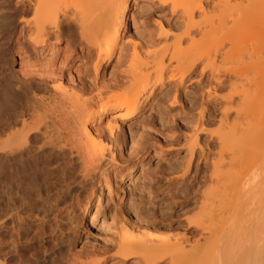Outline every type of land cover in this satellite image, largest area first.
<instances>
[{
    "label": "bare ground",
    "instance_id": "1",
    "mask_svg": "<svg viewBox=\"0 0 264 264\" xmlns=\"http://www.w3.org/2000/svg\"><path fill=\"white\" fill-rule=\"evenodd\" d=\"M19 1L23 10L32 9L33 11L30 12L33 15L26 17L24 14L27 12L24 11L22 15L18 12L21 15L17 24L18 37L25 40L27 35L33 45L32 52L35 56H30L31 53L28 54L27 50L24 51V47L19 46L17 50H19L18 54L20 55L21 71L19 70L18 74L17 71L15 75H10L13 78H9V75H7L9 76L8 79L5 78L7 83H5L6 85L3 83L5 86L2 88L4 92L1 91L4 93L2 96H5L6 99L2 97L3 102H6L7 106L10 103L13 105L12 107L15 109H11H14L17 113V119H14L13 126L10 125L13 128L16 126L15 130L11 131L9 129L10 131H8L6 129V132L2 130L3 132L0 134L5 132L4 136L6 137H2L4 139L0 143H5L4 145L11 143L12 146V143L18 142L21 145V142L26 140L31 132H40L44 137L43 140L48 141V138H50V142L52 140H55L53 142H57V144L61 142V146L70 145L75 147L74 149L80 154L78 157L81 156L80 162H83L82 169L86 170L87 174H91L88 171L94 170L91 174L94 175L95 170L101 166L105 156L104 151L106 149L103 150L100 147L99 141L101 140L98 141L97 138L109 133L110 139L114 140V144L116 142L119 144V150H121V147L126 150L125 134L127 128L132 130L137 115L146 109L148 102L160 86L170 87L175 93L173 97H179L181 94L188 93L186 92L189 86L187 83L191 81L192 86H195L199 91L200 96H198L202 104V109H199V120L202 121L206 111L208 108L210 109V105L217 103L218 93L216 92L221 87L223 88L226 83H236L234 85L237 86L238 81H241V83L238 82L240 85H243L242 81L244 83L249 81L250 85L255 82L254 87L243 85L246 88L241 91H239L241 86L237 89L239 85L237 88L232 85L238 92L232 95V91L227 88L228 93L231 95L222 96V99H224L222 105L217 103L221 107L218 105L221 109L220 119H218L220 120V127L222 126L221 122L228 125L232 124V127L239 126V124L240 126L235 127L231 132V134L233 133L231 137L219 136L220 138L217 139V156L212 162L214 177L212 175L213 182H210L213 183V187L210 186V193L212 194L210 198L212 200H209L210 202L207 200L208 204L205 202L208 207L203 212L205 213L204 217H190L188 223L196 226L195 240L193 241L192 238L190 239L180 232L173 235H164V231H161V233L153 231L141 235L139 233L135 236L133 231V233L130 232V228L124 231L122 228L119 239L120 244L118 243L116 254L113 253V255L106 257L108 255L107 250L106 255L105 252L102 254L104 259L99 257L103 260L94 261L92 259L94 261L92 263L103 264L104 261L113 256L114 260L122 264L129 263V261H125L128 257L133 260L130 263L140 262V264H189V262L191 264L192 261V264L196 262L198 264H264V77L263 79L257 78V76H264V58L261 55L264 51V0H172L174 12L176 9L182 8L183 28H180H182L181 30L184 29L182 32L180 31V34L175 35L174 44L176 47H181L185 42H188L189 45L187 46L191 48L189 53L183 57L177 56L178 53L180 55V52L176 55V52H174L168 57L170 54L168 55L165 51L164 53L147 52L143 59H139L138 56L134 55L135 57L132 60V57L128 59L130 61H128L126 67L122 66L121 73L123 77L121 79H109V81H103L101 75L113 59L116 51L119 50L126 26L129 0ZM69 1L73 4L75 2L74 11L67 10ZM76 3L78 9H76ZM62 5L67 6V8L64 6L62 8ZM213 8H218L219 13L214 9L218 13L214 14ZM163 11L164 8L160 12ZM163 15L165 16V14ZM11 16H8V18H11ZM174 17H177L175 23L173 22L174 26L179 25L180 21L178 22V20L181 16L175 15ZM161 29L164 28L161 27ZM165 31L167 30L165 29ZM165 31L162 30L161 34L164 35ZM218 33H221V35L218 36ZM216 35L218 38L223 36L218 48L215 50L212 46L206 49L202 48V44L205 42L210 41L212 44ZM253 37L256 38L252 40L254 41L252 43L251 39ZM249 40L251 43H249ZM249 44L252 45H250L251 48ZM247 58L250 59L248 60V62L250 61L249 66L246 65L247 61L244 62V59L247 60ZM254 58L258 61L256 62ZM87 59L92 61L93 75L89 72L91 70H88L89 67L86 66L88 71L84 68ZM219 59L225 63H230L232 60L234 61L232 63L244 62L243 64L248 68L243 69L241 63L242 67L238 65L239 63H235L240 68L235 67L233 69L232 66H229L230 68L226 67V69L223 67L224 72H220L222 70L219 71L220 67H218L216 72L215 67L211 66V72L207 73L210 63L212 64V62L214 63ZM123 60L122 54H120L118 56L120 66L123 64ZM254 70L257 72H255L257 81L252 82L253 79L250 74H254L251 73ZM169 71H172V73ZM12 72L14 73V71ZM168 72L170 74L166 76ZM16 83H18V88L20 86L27 90L35 84V87L41 85L47 89L50 86L54 91H46L47 95L38 96V93L33 94L30 95L31 97L28 96L29 99L24 97L27 100L23 101L25 99L22 96L26 93V89H18L23 90V94L17 93L15 90ZM195 87H193L194 90ZM9 100L10 103H8ZM174 100L176 101V98ZM195 100L199 101V99ZM23 102L25 103L22 104ZM257 104L262 105V110L259 112L254 110ZM3 108L5 106L1 110ZM18 108L20 109L18 110ZM232 111H235L234 115L232 113L234 122L230 121V124L228 122ZM108 113H112V115L106 120V123H103L105 115ZM213 113L211 111L208 113L210 114L209 118H214ZM200 126L201 128L199 127L194 131L193 136H191L192 139L193 137L196 138L202 130H209L205 125L201 124ZM213 131L211 134L216 133V131ZM141 139L136 140L140 142ZM230 139L234 141L232 142ZM235 139L244 148L242 155L239 152L236 154L235 150L238 149L233 148V151H231V148H229L231 142L237 148L239 144L238 142L234 143ZM26 142L28 141L26 140ZM135 142L133 143L135 144ZM137 142L135 145L140 146V143ZM143 143L145 144V142ZM1 144L0 149L3 148L4 150L5 146ZM13 145L17 146L16 143ZM51 145L53 146V143ZM61 146L60 148H62ZM136 146L135 151L142 145L139 148ZM12 147L16 149V147ZM45 148L48 149L46 146ZM130 150L129 147V152ZM137 153L140 154L138 151ZM201 153L203 152L201 151ZM163 154L161 151L154 152V155L150 154L152 157H147L139 163V169L147 170L146 166ZM115 158L117 157H114L113 160ZM104 167L105 164L102 168ZM83 173L85 174V171ZM128 173L127 186H132L135 181L134 171ZM91 216L90 223H94L96 217L94 214ZM191 240L192 243H190ZM189 243L191 248H187ZM76 254L74 253V255ZM74 255L72 260L77 258ZM80 259L77 258L78 261ZM71 262L74 263L75 260ZM75 263L79 264L78 262ZM87 264H91V261L90 263L88 261Z\"/></svg>",
    "mask_w": 264,
    "mask_h": 264
},
{
    "label": "rangeland",
    "instance_id": "2",
    "mask_svg": "<svg viewBox=\"0 0 264 264\" xmlns=\"http://www.w3.org/2000/svg\"><path fill=\"white\" fill-rule=\"evenodd\" d=\"M71 1H69L67 5L68 8L64 5L61 7H65L67 10L71 9L68 11H74L75 2L73 4ZM129 1V6L126 12V26L120 42V47L105 71L102 72L101 76L103 81H109V79H121L123 77V74L121 73L122 66L126 67L128 61H130L128 59L132 57V60L135 57L134 55L138 56L139 59H143L147 52L164 53L165 51L168 55L170 54L168 57L174 52H176L175 55L180 52V55L178 53L177 56L185 57V55L191 50V48H188L189 46H187L189 45L188 42H185L181 47H176L174 44L175 35L180 34L184 29L181 30L183 28L182 8H178L174 12L172 9V0ZM19 2V0H0V133L3 131L6 132V129L8 131H13L16 127L14 126L13 128L12 126L17 119V113L14 110L15 108L12 107L13 105H11L10 100L8 102L10 103L8 104V106L10 105V108L7 106L6 102H3L5 96H2L4 94L2 93L4 92V89L2 88L5 87L4 84L7 83L6 79H8L10 75H15V72L17 71L18 74L21 71L20 55L18 54L19 50L17 49H19V46L24 47V51L27 50L26 52L28 54L31 53L30 56H35L32 52L33 45L27 35L25 36L26 39L24 38L25 40L18 37V20L25 11ZM76 7V9H78L77 3ZM162 8H164L163 12L165 13L160 12ZM214 9L216 8H213V10ZM216 10L218 11V8ZM30 11L33 10H26L25 13H27L24 15L26 17L32 16L33 13ZM18 12L21 15H19ZM213 12H215L214 14L217 13L215 10ZM162 13L165 14V16ZM7 15L12 16L11 18L9 17V19ZM175 15H178V17L181 16L178 20V22L180 21L181 23L179 22V25L176 24V26H174L175 18H177L174 17ZM161 27L164 29H161ZM165 29L168 32L165 31ZM162 30L166 32H164L165 36L162 35L163 33L161 34ZM222 31L220 32L222 33ZM221 33H218V36L221 35ZM216 36L215 41L212 42V44L210 41L205 42L202 44V48L206 49L210 46H212L213 50L218 48L221 44L224 33L223 36H220L219 38ZM255 38L256 37H253V39H251L252 43L254 42L252 40ZM251 42L249 40V43ZM250 45L251 44H249V46ZM193 51L195 52V50ZM119 53L122 54L124 59L121 66L118 63ZM263 53H261L262 58H264ZM248 58L247 60L244 59V62L247 61V64L245 63L246 65L250 63V61L248 62V60H250ZM254 60L256 61L255 58ZM85 61L87 62H85L84 68L87 70V67H89L88 70L91 69L89 72L93 75L94 70L92 61L90 59ZM261 61L262 59L260 62ZM232 62L234 61L232 60L230 63H225L220 59L214 62L215 64L212 62V64L210 63V66H208L207 73L211 72V66L215 67L216 72L218 67H220V71L223 67L230 68L229 66H232L234 69L235 67H242V64V68L247 69L249 66H245L243 64L244 62H235L236 64L239 63V66ZM12 71H14V73ZM9 72L10 74H8ZM169 72L166 73V76L172 73V71ZM220 72L224 71L222 70ZM255 72V70L251 72L255 75L250 74L254 77L251 76L253 79V81L251 79L252 82L257 81V78L263 79L264 76L259 77L256 75L257 72ZM256 76L257 78L255 79ZM9 78L13 77L10 76ZM238 82L237 84L239 87L238 85H234L236 83H226L223 88L221 87L222 89H218V92H216L218 93L217 103H221L222 105L224 102V99L222 98L225 95H231L228 93V89L232 91L233 95L235 92H238V90H236L237 87V89H239L241 86L239 89V91H241L243 88L249 87L250 85L249 81H247L248 84L247 82L244 83L242 81L243 85H248L246 87L239 84L241 81ZM254 83H251L250 86H253ZM16 84V92H24L23 90L26 88L24 89L20 86L18 88V83ZM187 85L189 86L186 89V92L190 94H181L179 97H173L175 93L170 87L160 86L155 91L153 97L148 102L146 109L142 111L143 113L141 112L137 115L135 119L136 123L132 125L133 131L127 128L129 132L127 130L125 134L127 136H125V140L127 141L126 150H123V147L119 150V144L117 142L114 144V140L110 139L111 137L109 133L103 135L104 137L101 136L100 138H97L98 141H102H99L100 147L103 148V150L106 149L104 151V157L106 159L103 157L101 166L98 168L99 170L102 169L104 171L101 172L102 170H95L97 175L96 173L91 175L94 170L91 172L88 171V173L91 174H87L86 170L82 169L81 165H83V162H80L81 156L78 157L80 154L74 149L75 147H71L70 145L61 146V142H59L60 144H57V142H53L55 140H52L53 147L50 142L51 139L48 138V141L44 139V141L43 135L37 131L30 133L31 135L26 138L28 142L24 140L21 142V145L20 143L15 142L17 146L13 145L15 143H12V146L16 147V149L11 146V143L9 144L11 147L7 145V143L6 145H4L5 143H0L5 146L4 150L3 148L0 149V264H68L69 262V264H74L75 262L81 264L82 261L84 262H82V264H87L88 261L89 263L91 261V264H93V260H103L104 258L102 257V254L105 252L106 255L107 250L108 255H106V257L113 255V253L116 254L120 244L119 239L122 228L123 231L125 229L129 230L130 228V232H134L135 236L139 233L141 235L146 232L152 233L153 231H158L160 233L161 231H164V235H173L180 232L190 239L192 238L194 241L196 238L194 235L197 229L196 226L188 223L190 217H204L205 213L203 212L207 210L208 201L212 200L210 198L212 195L210 193V186L213 187V183L211 184L210 182H213L212 175L214 177V174H212L214 168L212 162L217 156V139L220 137H231L233 134H231V132H233L235 127H239L240 124L239 126L235 125L232 127L233 125L230 121L234 122L232 117L235 114V111H232L228 122L231 125L221 122L223 127H220V120L218 119H220L219 116L221 114V109H219L220 104L217 103L213 104L214 106L210 105L211 107L206 111L203 118L204 120H199L200 110L202 109L199 91L195 86H192L191 81H189ZM232 85H234V87L236 86V88ZM33 86L31 87L33 91H29L31 88L28 90L26 89L24 96H21L27 98L28 96L37 93L38 96L47 95L46 91H54L50 86H47V89L43 85L46 90L41 85H37V87ZM193 87H195V90ZM20 88L23 90L20 91ZM25 94L29 95L25 96ZM26 98H24L25 100L23 101H26ZM173 98H176V101ZM195 99H199V101ZM3 103L4 105H2ZM24 103L25 102L22 104ZM3 106H5V108L1 110ZM20 108H18V110ZM254 110L257 112L261 111L262 105L257 104L254 107ZM210 111L214 112V118H209L210 114L208 113H210ZM111 115L112 113L106 114L103 123H106V120H108ZM6 124L9 125L5 126ZM11 124L12 126H10ZM199 124L207 126L209 130L207 131L205 127V130H202L196 138L193 137L192 139L191 136H193L194 131L199 127L201 128ZM212 130L216 131V133L213 131L214 133L211 134ZM130 131H132V133H130ZM4 134H0V141L2 142V139L6 137ZM136 139H141L145 144L142 141L137 142L138 140ZM40 140L43 141L41 142ZM230 140H232V142L234 141L233 139ZM135 141L140 143V146H144H141L142 148L139 145L136 146ZM44 142L46 143L44 144ZM133 142H135V144ZM232 142L231 147L229 145L231 151H233V148L238 149L235 150L236 154L239 152L242 155L244 148L240 145L238 140L234 142H238V146L235 144L237 148ZM47 144H50V146ZM44 145L48 149H46ZM103 145L105 147H102ZM133 145L141 148H139L140 150L137 148V151L140 152V154L135 151V146ZM60 146L62 148H60ZM129 147L131 149L130 152ZM156 151H161L164 154L151 162L150 165L146 166L147 170H140L139 163L147 157H152L151 155H154V152ZM201 151L203 153H201ZM113 152L114 154H112ZM114 157L117 158L113 160ZM104 164L106 168H102ZM106 169L107 171L105 172ZM81 170L85 171L87 177H85L86 175ZM130 171H134L135 181L132 186H127L128 172ZM93 214L96 217V221L90 223L92 219L91 215ZM193 241L191 240L190 243ZM190 243L187 245V248H191ZM73 252L77 253L76 255L78 256L74 255ZM73 255L79 259L81 256L82 258L80 260L82 261L80 262V260L78 261L77 258H75V262L72 263L71 261H74L72 260L74 258ZM99 257H102L103 259ZM125 261H129L128 264H140V262L130 263L133 262L130 257L126 258ZM103 264L122 263L114 260V257L112 256L110 259L108 258L107 261H104Z\"/></svg>",
    "mask_w": 264,
    "mask_h": 264
}]
</instances>
